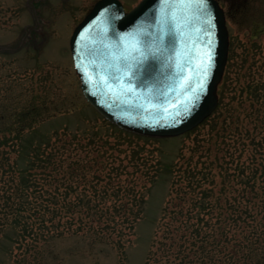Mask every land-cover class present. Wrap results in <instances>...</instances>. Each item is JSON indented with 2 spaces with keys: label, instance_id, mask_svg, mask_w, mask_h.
<instances>
[{
  "label": "rangeland",
  "instance_id": "374dc122",
  "mask_svg": "<svg viewBox=\"0 0 264 264\" xmlns=\"http://www.w3.org/2000/svg\"><path fill=\"white\" fill-rule=\"evenodd\" d=\"M97 1L0 0V48H17L25 27H35L29 30L22 49L15 53H0V106L4 108L8 95L15 98L19 108L23 107V101L34 98L36 113L45 116L36 126L37 134L30 137L33 142H40L41 135L50 138V162L46 157L48 162L44 166L51 173L50 177L43 176L44 196L71 187L74 192L66 194L63 205L81 212L107 211L109 217L107 214L102 218L93 216L96 218L93 225L86 227L85 233L75 235L53 236L52 228H48L44 231L46 238L37 242H32V238L20 240L13 229L6 230L0 238V264H146L152 242L167 225H179L176 213L166 218V209L178 196V188L182 189L181 193H189L180 176L188 166L189 173L199 169L194 164L204 158H200V151L209 143L211 128L227 115L236 77L244 71L241 61L248 35L257 31V37H264V0H248V9L240 12L233 10L235 0H219L227 15L229 54L217 90L216 110L202 125L177 138H137L114 129L85 101L68 52L75 25ZM120 1L126 11L140 2ZM33 12L37 24L33 23ZM261 43L264 44V38ZM100 144L104 153L102 161L93 157V151ZM61 150L65 152L64 162L59 167L55 164L62 160ZM95 164H99L101 170L90 168ZM77 166L80 170L76 169ZM72 167L79 172L72 173ZM86 176L93 178L92 184H83ZM126 179L133 190L112 195L115 185L118 182L124 184ZM108 180L113 186L106 187ZM104 189L109 190L107 195L93 197L87 206L85 202L77 205V196L85 201L83 196L91 197L95 190L106 194ZM133 198L137 199L133 201ZM48 206L52 210L55 205ZM125 208L130 210L127 215L131 217L133 229L120 245L115 242L118 238L111 241L95 234L97 224L116 228L121 223L129 225L117 218L118 213H113L125 211ZM135 211L138 212L137 218L132 217ZM90 219L92 217L86 221L90 222ZM77 226L76 222L69 231Z\"/></svg>",
  "mask_w": 264,
  "mask_h": 264
},
{
  "label": "trees",
  "instance_id": "16d2710c",
  "mask_svg": "<svg viewBox=\"0 0 264 264\" xmlns=\"http://www.w3.org/2000/svg\"><path fill=\"white\" fill-rule=\"evenodd\" d=\"M247 1L235 0L233 10H247ZM256 33L248 35L241 61L244 71L236 77L227 115L211 128L209 143L200 151V158H204L194 164L199 169L189 173L188 166L180 176L189 193L178 188V196L166 209V218L176 213L179 225H167L152 242L146 264H264V37ZM8 96L4 108L0 106V238L12 229L20 240L32 238V242L45 239L48 228L53 236L85 233L96 220L93 216L108 217L107 211L81 212L63 205L66 194L74 192L71 187L44 196L43 176L51 173L44 166L50 159V138L41 135L35 143L30 137L37 134L36 126L45 116L36 113L34 98L23 101L19 108L15 98ZM101 147L93 151L98 161L104 157ZM64 153L61 150L62 160L55 165L62 166ZM72 168V173L79 172ZM90 168L101 170L99 164ZM92 179L86 176L80 186L92 184ZM127 182H118L111 194L131 192ZM110 186L112 181L108 180L106 187ZM104 190L106 194L95 190L91 197L83 196L85 201L77 196V205L85 202L87 206L93 197L107 195L109 190ZM49 204H54V209L50 210ZM113 213L129 225L121 223L118 229L97 224L95 234L111 241L118 238L115 242L120 245L133 229L127 215L130 210ZM88 217H92L90 222ZM132 217L137 218L138 212H132ZM76 222L77 229L69 231Z\"/></svg>",
  "mask_w": 264,
  "mask_h": 264
},
{
  "label": "water",
  "instance_id": "95a60500",
  "mask_svg": "<svg viewBox=\"0 0 264 264\" xmlns=\"http://www.w3.org/2000/svg\"><path fill=\"white\" fill-rule=\"evenodd\" d=\"M70 48L81 92L99 113L132 133L172 138L192 130L215 110L228 32L215 0H142L129 13L118 0H101L75 29ZM125 50L137 57L156 52L139 64L129 56L136 73H128L132 83L119 59ZM202 53L208 54L207 74L197 75V56ZM177 65H183L182 74ZM127 88L133 91L125 92ZM176 111L181 115L173 118Z\"/></svg>",
  "mask_w": 264,
  "mask_h": 264
},
{
  "label": "snow or ice",
  "instance_id": "6c2138e0",
  "mask_svg": "<svg viewBox=\"0 0 264 264\" xmlns=\"http://www.w3.org/2000/svg\"><path fill=\"white\" fill-rule=\"evenodd\" d=\"M121 41L124 39L123 37L120 38ZM172 43L174 44V40L172 41ZM135 51V49L133 50ZM156 52H159L161 55L163 54L161 49H157ZM156 52H141L139 54V57H137L136 55H131V53H129L127 50H125V53L119 57V59L123 62V68H124V77H128V73L133 72V63L135 62L136 64H139L141 60L145 59L148 56H155ZM129 56H131V61L129 60ZM208 56L207 53H202V54H198L197 59H198V63H196L195 65V70L197 75H199L200 73H203L204 75L207 74V68H208V60L205 59V57ZM210 59V57H209ZM186 63H188L189 65H191V61H186ZM179 72L182 74L183 73V65H177ZM120 69H117V72H119ZM136 73L133 72V76H135ZM120 76H117L116 79H120ZM187 79V78H186ZM128 83H132V77H128ZM202 86V85H201ZM192 92H195L196 89L195 88H191L190 89ZM125 92H129L131 93L133 90L131 88H127L124 89ZM184 110H187V105H185ZM165 112H167V108L164 109ZM173 115V118L178 117L181 115L180 111H176Z\"/></svg>",
  "mask_w": 264,
  "mask_h": 264
},
{
  "label": "flooded vegetation",
  "instance_id": "af4514ba",
  "mask_svg": "<svg viewBox=\"0 0 264 264\" xmlns=\"http://www.w3.org/2000/svg\"><path fill=\"white\" fill-rule=\"evenodd\" d=\"M29 30H31V31H32V30H33V28L31 27V28H29L28 30H25V31L27 32V31H29Z\"/></svg>",
  "mask_w": 264,
  "mask_h": 264
}]
</instances>
